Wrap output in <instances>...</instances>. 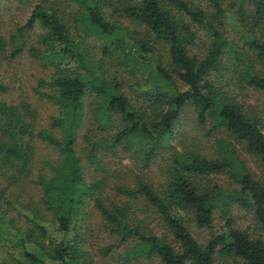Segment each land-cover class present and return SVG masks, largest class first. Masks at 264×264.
Listing matches in <instances>:
<instances>
[{
	"label": "trees",
	"instance_id": "obj_1",
	"mask_svg": "<svg viewBox=\"0 0 264 264\" xmlns=\"http://www.w3.org/2000/svg\"><path fill=\"white\" fill-rule=\"evenodd\" d=\"M78 2L83 6L78 19L84 23L85 34L94 33L104 39L101 44L103 54H108L110 49L122 50L127 63L137 62V69L131 67L132 72H136L140 65L146 64L148 52L156 53L154 73L150 75L154 80L143 92L149 103L136 105L123 93L116 78L110 79L101 73L91 74V70L101 69L103 60L94 59L86 46L87 37H75L57 11L42 3L34 6L26 24L17 32L23 35L27 28L36 24L44 29L39 36L42 49L31 46L29 52L38 58L47 57L56 67L54 75L49 80L43 79L40 84L50 91L40 92V95L58 106L60 115L52 117V125L59 127L63 136L58 137L48 129H38L36 115L29 103L17 105L0 101V174L6 176L11 172L9 184L29 180L40 187V204L57 223V231L63 237L58 240L49 233L46 225L38 223L39 232L30 227L26 233L16 235L20 244H33L36 250L23 251L22 259L11 255L12 259L16 264H95L94 256L86 247L87 225L82 217L88 214L86 206L92 200L102 215L106 230L117 237L118 244L138 237V243L132 250L135 255L157 259L160 264H216L217 257L237 258L245 264H264V184L250 172L237 171L240 188L202 190L194 181L196 175L222 172L229 168L230 163L197 155H180L176 157L178 163L172 167V173L161 190L140 177L135 188L117 185V193L132 199L143 198L156 209L175 239L172 243L155 234L142 232L139 225L130 224L128 221L134 212L131 204H107L97 195L99 182L87 180L82 156L76 148L86 98L94 95V110L97 115L107 118L106 123L113 113L121 117L115 144L123 139L127 143L134 141L140 148L136 150L143 152L144 165L156 156L163 146L165 134L172 131L182 109L189 103L197 109L200 123H205L208 118L214 119L217 128L224 127L236 135L246 143L249 152L264 161V131L259 116L248 111L232 93L214 81L215 75H223L228 69L225 61L228 47L240 56L222 30L226 24V9L221 0H212V10L188 0ZM230 7L234 9L233 16L241 22L239 29L249 50L257 59L264 61V38L257 36L264 32V0H234ZM122 17L135 22L143 30L122 26L118 21ZM199 27L208 31L211 37L201 55L191 51V46L198 39ZM16 35L12 38L15 39ZM158 44L166 47L165 55L157 53ZM7 45L8 41L0 34V51L5 52ZM22 48L21 44L16 45L11 55H18ZM135 51L140 55H134ZM71 62L76 64L72 67ZM250 68H243L244 78L249 85L264 91V76ZM177 79L186 88L178 87ZM8 90L9 87L0 81V92ZM35 138L57 149L59 159L45 161L50 175L39 173L34 178L35 151L31 141ZM97 145L94 143L91 148ZM95 148L90 149L91 159ZM8 190V185L0 188V229L6 225L5 222H14L7 217V206L20 202L11 200ZM235 202L253 211L262 230L261 236L253 238L247 231L231 228L202 243L192 234L181 214H192L200 228L210 227L215 209L220 207L227 212L229 205ZM35 214L39 212L35 211ZM112 246L101 251L108 254ZM0 264L13 263L3 259Z\"/></svg>",
	"mask_w": 264,
	"mask_h": 264
},
{
	"label": "rangeland",
	"instance_id": "obj_2",
	"mask_svg": "<svg viewBox=\"0 0 264 264\" xmlns=\"http://www.w3.org/2000/svg\"><path fill=\"white\" fill-rule=\"evenodd\" d=\"M188 1L207 10H212L214 7L212 0ZM233 2L234 0H221L222 6L226 9L224 15L226 24L222 30L233 42L240 56L235 55V51L228 47L225 54L228 69L223 75H215L214 81L219 87L232 93L246 106L248 111L258 115L264 131V91L249 85L243 75V68L250 66L251 70L264 76V61L257 59L245 43V38L239 29L241 22L232 14L234 9L232 10L230 5ZM37 3H42L57 11L68 23L75 37L79 35L87 37L86 46L90 49L94 59L103 60L101 69L91 70V74L101 73L110 79L116 78L121 84L123 93L128 95L134 104L149 103L143 92L154 80V77L150 78V75L154 73L156 53L148 52L146 64L140 65L136 72H132L131 67L137 69L138 65L135 66L137 62L127 63V57L122 50L110 49L108 54H103L101 44L104 39L94 33L85 34L84 23L78 19L83 10L78 0H0V34L8 41L6 51H0V81L9 87L8 91L0 92V101L17 105L29 103L36 115L38 129H48L58 137L63 136L61 129L52 125V117L60 115L58 106L40 95V92L50 91L48 87L40 86V84L43 79L49 80L54 75L56 67L47 57L38 58L29 52L31 46L42 49L39 36L44 29L36 24L33 28H27L23 35L17 32L26 24ZM118 21L130 30H143V27H137L135 22L124 17L118 18ZM14 34H17L15 39L12 38ZM257 36L264 38V32ZM210 41L208 31L199 27L198 39L191 46V51L198 55L203 54ZM19 44L23 47L22 51L12 56L13 49ZM157 46V53L165 55L166 47L162 44ZM134 55H140V52L135 51ZM75 64L71 62L70 65L73 67ZM78 69L83 70L81 66ZM84 74L89 77L85 71ZM176 83L181 89L186 88V85L179 79ZM94 99V95H88L86 98L83 122L76 144L85 165V177L89 182H99L100 191L97 195L102 197L107 204L112 202L120 205L131 204L134 212L131 213V220L128 222L132 225H139L142 232L155 234L175 243L171 231L154 207L143 198L132 199L117 193L115 187L121 185L135 188L140 177L154 188L161 190L172 173V167L178 163L177 156L197 155L208 160H222L230 163L229 168L222 172L196 175L194 181L202 190L211 191L215 187H220L230 191L240 188L237 178V171L240 169L250 172L256 180L264 184V161L261 157L249 152L246 143L224 127L217 128L214 119L208 118L205 123H200L198 111L192 103L182 109L172 131L165 134V139L162 140L163 146L151 162L144 165L143 152L136 150L140 148L134 141L127 143L123 139L115 144V135L120 129V115L113 113L110 121L106 123L107 118L95 112ZM94 143L98 145L94 147L95 152H92L94 156L91 159L90 149H94L91 148ZM31 144L35 151L32 177H37L39 173L50 175L45 161H57L59 159L57 149L38 138L33 139ZM10 175L11 172H8L6 176L0 174V188L8 185V197L11 200H20V202L14 203L11 207L7 206V217L14 222H5L6 225L0 229V260L8 259L16 264V260H13L11 255L15 254L17 258L22 259L23 251L36 250L33 244L27 242L20 244L16 235L26 233L30 227L39 232L38 223L46 225L49 233L58 240L62 239L63 234L57 231V223L53 222L50 213L40 204V187L29 180L9 184ZM86 209L88 214L82 216L87 225L85 229L86 247L94 256L95 264H160L157 259L134 254L132 250L138 243L137 236L118 244L117 237L106 230L102 215L94 207L92 200H89ZM35 211L39 214H35ZM181 214L184 215V220L192 234L202 243L208 242L212 237L225 233L231 228L247 231L253 238L262 235L253 211L238 202L231 203L227 212L220 207L216 208L214 221L210 227L200 228L196 225L192 214L184 212ZM38 216H40L39 219H37ZM107 246L112 247L111 251L105 254L101 249ZM216 264H245V262L237 258L217 257Z\"/></svg>",
	"mask_w": 264,
	"mask_h": 264
}]
</instances>
